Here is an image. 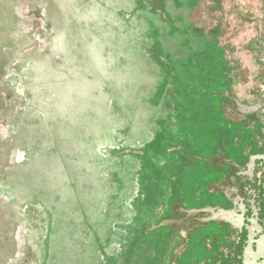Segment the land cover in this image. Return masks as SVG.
Segmentation results:
<instances>
[{"label": "rangeland", "instance_id": "rangeland-1", "mask_svg": "<svg viewBox=\"0 0 264 264\" xmlns=\"http://www.w3.org/2000/svg\"><path fill=\"white\" fill-rule=\"evenodd\" d=\"M226 7L0 0V264L201 263L206 229L166 244L160 221L216 175Z\"/></svg>", "mask_w": 264, "mask_h": 264}, {"label": "flooded vegetation", "instance_id": "flooded-vegetation-1", "mask_svg": "<svg viewBox=\"0 0 264 264\" xmlns=\"http://www.w3.org/2000/svg\"><path fill=\"white\" fill-rule=\"evenodd\" d=\"M224 2L241 18L235 29L236 37L241 36L234 49L238 53L230 49L220 59V68L206 67L225 83L216 107L222 123L213 132L212 149L216 151L206 160L216 175L206 191L192 198L190 207L182 206L183 198L174 191L175 204L160 222L167 230L166 244L176 235L186 238L206 229L200 264H264V0H218L219 5ZM181 36L186 43L189 35ZM196 56L200 61L198 52ZM194 121L193 114L189 123ZM200 161L205 159L197 155L190 162ZM182 182V176L173 179L174 186Z\"/></svg>", "mask_w": 264, "mask_h": 264}]
</instances>
